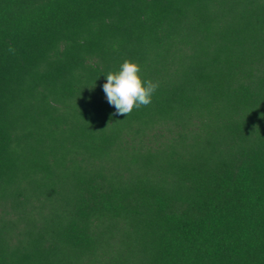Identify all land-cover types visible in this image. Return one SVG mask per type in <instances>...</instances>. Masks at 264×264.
I'll return each mask as SVG.
<instances>
[{
	"label": "trees",
	"instance_id": "trees-1",
	"mask_svg": "<svg viewBox=\"0 0 264 264\" xmlns=\"http://www.w3.org/2000/svg\"><path fill=\"white\" fill-rule=\"evenodd\" d=\"M0 264H264V0H0Z\"/></svg>",
	"mask_w": 264,
	"mask_h": 264
}]
</instances>
